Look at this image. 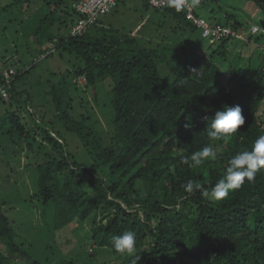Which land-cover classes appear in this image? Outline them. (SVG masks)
Returning <instances> with one entry per match:
<instances>
[{"label": "trees", "instance_id": "1", "mask_svg": "<svg viewBox=\"0 0 264 264\" xmlns=\"http://www.w3.org/2000/svg\"><path fill=\"white\" fill-rule=\"evenodd\" d=\"M78 1L43 0L25 25L23 33L32 38V53L38 57L17 70L8 90L12 99L24 97L33 125L26 122L20 106L0 114L3 146L12 149L28 136L32 147L38 144L41 148L35 151L40 163L33 169L35 204L44 210L54 207L55 230L76 220L91 222L93 244L108 248L120 264H131V258L115 251L112 237L124 231L135 233L136 254L141 257L138 264H264V172L257 173L253 182L245 180L239 190L220 200L202 196L201 190L186 193L183 188L188 180L198 181L210 193L232 155L250 149L255 138L264 135L260 116L264 64L254 67L248 61L233 65L226 48L230 39L210 43L212 47L219 45L205 49L201 31L187 20L183 8L177 11L171 4L154 8L147 0V11L171 15L190 32L191 41L178 43L181 55L163 43L166 36L157 41L151 34L146 40L124 33L114 24L106 25V15L81 35H72L79 17ZM251 1L264 11V0ZM207 2L200 0L198 8ZM215 2L220 11L215 22L249 31L252 21H244L241 13ZM67 22V33L54 32V26ZM257 22L264 26V16ZM260 38L264 35H247L263 46V62ZM50 45L78 59L75 77L85 78L96 100L99 84L111 79L107 99L114 111L110 143L73 114L70 89L77 92V82L60 81L46 90L54 94L56 115L52 121L40 108L46 98L37 103L34 92L15 87L40 56H49ZM172 59L175 66L168 73L167 63ZM4 83L0 75V85ZM0 102L12 105L1 93ZM225 104H238L245 123L220 143L215 161L196 168L182 164V156L217 143L207 135L205 117H214ZM40 131L42 140L38 139ZM47 142L53 149H47ZM28 241L0 201V264H20L14 261L18 254L25 257L26 264H75L72 258L53 260V251L37 255L40 248Z\"/></svg>", "mask_w": 264, "mask_h": 264}, {"label": "rangeland", "instance_id": "2", "mask_svg": "<svg viewBox=\"0 0 264 264\" xmlns=\"http://www.w3.org/2000/svg\"><path fill=\"white\" fill-rule=\"evenodd\" d=\"M18 1L0 0V63L8 66L12 64L16 71L29 66L38 57L32 53V38L26 36L23 31H25L27 20H32V13L41 6L43 0ZM207 1L200 5L199 10L205 17L214 21L215 16L218 15V12L220 13L218 3L215 0ZM144 2L145 0L121 2L116 10L104 17L105 24H114L122 32L140 35L146 40L149 39L148 34L156 37L157 41L166 36L163 43L174 49L178 48L180 40H190L188 29H183L182 24L174 17L163 12L147 11ZM219 3L228 10L241 13L244 21L248 23L255 20L252 17L253 12L258 19L264 16V11L251 0H219ZM69 27L70 24L67 22L60 26H54L53 30L56 34H65ZM259 42L264 44V38H260ZM209 44L208 40L203 39L205 49L211 50L219 45L216 44L212 47ZM49 47L52 48L49 56H40L31 72L20 77L15 87L19 91L34 92L37 103H41L46 98L40 108L47 111V120L52 121L56 115L53 104L54 94H48L46 90L50 91L60 81L66 80L67 84L70 80L77 82L79 88L77 92L73 87H70V96L73 98V114L79 120H86L88 125L101 133L104 140L110 143L114 111L111 106L107 105V99L111 94V79H105L99 84L98 100H96L86 87L85 78L75 77L78 59L66 51L55 48L54 45ZM226 48L233 65H244L248 61H251L254 67L264 64V61L262 62L263 51L255 40L233 38L227 42ZM177 50V53L180 52L181 55V50ZM174 66L175 59H172L167 63L168 73ZM230 74L229 72L227 75ZM39 82H43L44 85L38 84ZM43 88L44 91H41ZM43 94H46V97ZM9 100H12V105L0 102V114L5 115L8 110H15L17 106H20L26 117V122H30L32 118L28 114L30 111H27L24 97L19 100L17 98H9ZM38 110L41 112L39 108ZM260 116L264 121V103ZM42 136L40 131L38 139L42 140ZM27 138L28 136L17 141L12 149H7V146H3L0 140V201L8 209L18 232L26 235L29 245L32 242L37 244L40 248L36 251L37 255H51L53 251L55 254L54 258L52 257L53 260L66 257L74 259L75 264H120L116 255L108 248L93 244L91 238L93 224L91 222L76 220L66 227L55 230L54 207L45 209L47 213L44 215L42 213L45 212L44 207L35 204L37 199L33 169L40 163L35 151L41 148L38 144L32 147L30 145L31 138ZM47 144V149H53L51 144L48 142ZM42 156H40L41 159ZM92 246H94V251L91 250ZM42 247L43 249H41ZM47 248L51 252L47 251ZM24 259L25 257L18 254L14 261L26 264Z\"/></svg>", "mask_w": 264, "mask_h": 264}, {"label": "clouds", "instance_id": "3", "mask_svg": "<svg viewBox=\"0 0 264 264\" xmlns=\"http://www.w3.org/2000/svg\"><path fill=\"white\" fill-rule=\"evenodd\" d=\"M199 2L200 0H191L193 7L198 6ZM170 3L177 11H180L184 0H170ZM209 118H211L210 123ZM205 120L208 137L217 143L205 145L188 156H182L181 163L189 168H196L205 162L215 161L221 151L220 143L229 140L245 123L242 109L238 104L234 106L225 104L215 111L214 117H205ZM259 172H264V135L255 138L250 149L246 148L232 155L222 177L217 180L210 193L203 190V186L198 181L188 180L183 188L186 193L201 190L202 196L220 200L227 197L230 191L239 190L245 180L253 182ZM112 243L117 253L126 254L131 258V264H138L141 257L136 254V236L133 231H124L113 236Z\"/></svg>", "mask_w": 264, "mask_h": 264}, {"label": "built area", "instance_id": "4", "mask_svg": "<svg viewBox=\"0 0 264 264\" xmlns=\"http://www.w3.org/2000/svg\"><path fill=\"white\" fill-rule=\"evenodd\" d=\"M121 0H79L76 3V10L79 17L72 27V35H81L89 27L97 23L103 16L111 13ZM154 8H164L169 6L170 0H147ZM199 5V4H198ZM187 20L192 22L200 31L201 36L209 43H216L223 39H247L249 33L263 34L264 26L252 23L249 31H241L232 25L217 23L205 17L200 12L198 6L193 7L191 0H184L183 7ZM44 56V55H43ZM17 74L15 66L12 64L3 65L0 63V75L5 79L4 85H0V93L5 99L10 98L8 88Z\"/></svg>", "mask_w": 264, "mask_h": 264}, {"label": "crops", "instance_id": "5", "mask_svg": "<svg viewBox=\"0 0 264 264\" xmlns=\"http://www.w3.org/2000/svg\"><path fill=\"white\" fill-rule=\"evenodd\" d=\"M127 1H132V0H127ZM255 5H256V4H255ZM256 6H257V5H256ZM118 7H119V6H118ZM118 7H117V8H118ZM257 7H258V6H257ZM259 8H260V7H259ZM257 9H258V8H257ZM257 9H256V11H258ZM115 10H116V9H115ZM111 13H112V12H111ZM254 13H255V12L252 13V17H254L255 20H252V22H256V23H257V19H258V18L255 17V14H254ZM261 47H263V46H261Z\"/></svg>", "mask_w": 264, "mask_h": 264}]
</instances>
